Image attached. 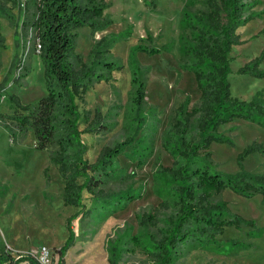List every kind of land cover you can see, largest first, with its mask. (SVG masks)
Returning <instances> with one entry per match:
<instances>
[{"label":"trees","instance_id":"16d2710c","mask_svg":"<svg viewBox=\"0 0 264 264\" xmlns=\"http://www.w3.org/2000/svg\"><path fill=\"white\" fill-rule=\"evenodd\" d=\"M142 1L149 5L155 3V0ZM181 1L178 65L193 73L199 94L191 104L188 94L181 100L176 99L161 130L160 144L172 157L170 164L158 168L170 183L159 202L169 210L168 219L158 229L156 214L138 217L139 222L144 217L148 225L159 230L149 235L147 254L153 264H174L197 246L219 248L222 244L216 235L222 233L225 226L238 227L241 223H251L232 213L226 201L220 198L225 188L243 196L260 193L264 200V173L250 172L242 166L247 154L254 151L264 154L261 142L253 140L238 152V170L234 173L215 169L210 150L212 142H231L219 126L235 117L264 125L262 90L255 92L250 99L233 96L227 78L231 45L242 42L235 29L260 15L262 11L253 9L258 0ZM19 3V0H0V17H6L12 23V9ZM24 4L30 6L31 11L21 28H29L32 37L39 40L38 54L43 66L45 93L33 103H22L10 93L8 98L14 109L9 116L11 121L0 119V122L8 129L12 140L23 137L28 130L32 131L34 148L47 150L49 163L56 166L63 180V204L79 207L66 217L68 234L55 251L57 264H65V252L75 238L71 223L78 213L88 216L93 213L96 222H102L140 196L131 184L132 176L122 172L117 161L119 155L127 153V146L133 151L140 144L134 137L140 129L141 113L146 108L147 67H142L143 72L138 64L132 67L127 109L134 117V134L126 136L123 141L102 146L94 160L89 161L85 157L88 147L81 134L109 129L112 114L117 115L120 103H112L104 114L96 109L92 116L89 110L82 116L77 100L84 101V94L92 83L110 79L111 70L120 65L100 54L104 38L95 41L86 59L76 51V39L80 27L89 26L93 36L110 22L103 14L106 3L104 0H24ZM151 37L147 32L146 38ZM173 44V40L162 47L139 43L133 49L154 54L171 50ZM1 47H4V36L0 29ZM263 59L264 48L256 57L238 67L237 72L264 77V68L258 67ZM16 61L15 55L10 67L16 65ZM29 72V65L25 64L14 80L19 83ZM3 83L0 82V92L4 88ZM81 116L85 122L83 129L78 126ZM142 148L143 151H138L139 156L135 159L137 166L144 163V155L151 153L152 144ZM116 181H122L125 187L114 189L109 186ZM83 190L89 193L91 202L88 207L82 201ZM129 240L139 244L136 237L131 236ZM107 252L108 264H119L120 257L115 254L114 247ZM9 260L11 264L22 260L28 264H39L29 253L13 260L9 252H0V264Z\"/></svg>","mask_w":264,"mask_h":264},{"label":"rangeland","instance_id":"374dc122","mask_svg":"<svg viewBox=\"0 0 264 264\" xmlns=\"http://www.w3.org/2000/svg\"><path fill=\"white\" fill-rule=\"evenodd\" d=\"M19 1V5L12 9V23L6 17H0V29L4 36V47L0 48V82H4L0 95V119L4 122L11 121L9 116L14 110L8 98L10 93L22 103H33L45 93L43 66L39 54L33 52L32 32L29 28H21L31 7H26L24 0ZM104 2L103 14L110 22L93 36L89 26L80 27L76 51L86 59L95 41L104 38L100 54L120 66L111 70L110 79L94 81L85 92L84 101L77 100V104L82 116L86 110L92 116L96 109L104 114L116 102L120 103V108L117 115L112 114L109 129L100 133L83 132L81 137L88 147L85 157L93 161L102 146L123 141L126 136L134 134V117L127 109L132 67L138 64L142 72V67H147L146 108L141 113L140 129L134 137L140 144L133 151L127 146V153L119 155L117 161L122 172L132 176L131 184L140 196L102 222L97 223L93 213L91 216L78 213L71 223L75 238L65 252L64 263L108 264L107 249L114 247L115 254L120 257L119 264H153L147 254L149 235L159 230L148 225L144 217L139 222L138 217L156 214L158 229L168 219L169 210L159 202L170 183L158 168L170 164L172 157L160 144L161 130L173 102L188 94L191 104L197 100L199 91L193 73L178 65L181 0H155L151 5L142 0ZM253 9L262 12L236 27L235 32L242 42L232 44L229 53L230 72L227 78L230 92L242 99H250L258 90L264 94V77L237 72L238 67L256 57L264 48V0H258ZM147 32L151 34V39L146 38ZM27 39L29 52L24 62L29 65L30 72L18 83L14 80L15 66L10 67V63L15 55L17 61L20 59ZM172 40L171 50L154 54L133 49L139 43L162 47ZM258 67L264 68V59ZM82 116L78 125L80 129L85 126ZM219 130L231 139L230 143L212 142L210 145L213 166L221 172L234 173L238 170L237 154L251 141H259L264 147V125L235 117L221 124ZM149 144H152L151 153L144 155V163L137 166L135 159L139 156L138 151H143L142 147ZM242 166L250 172L264 173V154L257 151L247 154ZM109 186L118 189L124 188L125 184L116 181ZM62 187L63 180L56 166L49 163L47 150L34 148L32 131L28 130L23 137L12 140L8 129L0 122V252L10 247L11 255L15 257L45 246L53 254L52 264H57L56 248L68 234L66 217L79 209L78 206L63 204ZM220 198L226 201L232 213L251 223H241L238 227L225 226L223 232L216 235L222 244L219 248L194 247L174 264H264V200L261 194L243 196L225 188ZM82 201L85 207L90 206L89 193L85 190ZM131 236L136 237L139 244L130 242ZM18 264L28 262L22 260Z\"/></svg>","mask_w":264,"mask_h":264},{"label":"built area","instance_id":"2783aa9c","mask_svg":"<svg viewBox=\"0 0 264 264\" xmlns=\"http://www.w3.org/2000/svg\"><path fill=\"white\" fill-rule=\"evenodd\" d=\"M32 48H33V52L35 53H39V49H40V44H39V40L37 38H33L32 37ZM29 52V40L27 39L26 43L23 46L22 49V53L20 55V59H18L16 65L15 66V70L14 73L16 74V76L20 73V70L22 69V67L25 65V57ZM1 95V92H0ZM10 247H8V250H6L7 252H9V254L11 255V251H10ZM32 255L39 264H52V257L53 254L51 252V250L45 246H41L37 251L36 250H32L30 252H27L26 254H17L15 257H13L12 255V259L16 260L18 259L20 256L22 255H27V254ZM3 264H11V261H7Z\"/></svg>","mask_w":264,"mask_h":264}]
</instances>
